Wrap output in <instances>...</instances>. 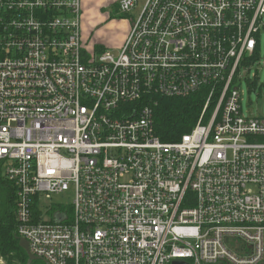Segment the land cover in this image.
<instances>
[{"label":"built area","instance_id":"2783aa9c","mask_svg":"<svg viewBox=\"0 0 264 264\" xmlns=\"http://www.w3.org/2000/svg\"><path fill=\"white\" fill-rule=\"evenodd\" d=\"M117 9L132 20L121 47L92 52L81 0H0V177L17 238L46 264H264V117L243 113L239 86L264 0ZM197 93L196 124L162 140L157 98ZM68 191L70 206L51 201Z\"/></svg>","mask_w":264,"mask_h":264},{"label":"rangeland","instance_id":"374dc122","mask_svg":"<svg viewBox=\"0 0 264 264\" xmlns=\"http://www.w3.org/2000/svg\"><path fill=\"white\" fill-rule=\"evenodd\" d=\"M144 0H138L142 5ZM131 16H134L131 13ZM131 17L125 18L117 9V0H81V35L86 48L92 52L109 49L117 52L131 26ZM246 67L249 70L240 80L241 106L245 114L264 117V14L259 33L257 59ZM72 191L52 195V202L70 206ZM48 206L42 203L45 210ZM43 262L42 260H34ZM0 264H6L0 256Z\"/></svg>","mask_w":264,"mask_h":264},{"label":"trees","instance_id":"16d2710c","mask_svg":"<svg viewBox=\"0 0 264 264\" xmlns=\"http://www.w3.org/2000/svg\"><path fill=\"white\" fill-rule=\"evenodd\" d=\"M258 36V35H257ZM259 50V45H258ZM203 94L185 97H159L153 110L157 135L164 141H177L196 124L203 107ZM14 198L9 184L0 177V256L6 264H27V255L18 245ZM30 264H44L32 261Z\"/></svg>","mask_w":264,"mask_h":264},{"label":"water","instance_id":"95a60500","mask_svg":"<svg viewBox=\"0 0 264 264\" xmlns=\"http://www.w3.org/2000/svg\"><path fill=\"white\" fill-rule=\"evenodd\" d=\"M18 245L25 251L27 255V264H30L34 260H39L37 257L32 255L28 248V243L24 238H18ZM174 264H179L177 262H174Z\"/></svg>","mask_w":264,"mask_h":264}]
</instances>
